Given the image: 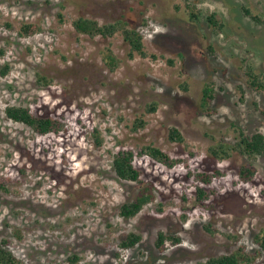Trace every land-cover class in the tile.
I'll return each instance as SVG.
<instances>
[{"label": "rangeland", "instance_id": "1", "mask_svg": "<svg viewBox=\"0 0 264 264\" xmlns=\"http://www.w3.org/2000/svg\"><path fill=\"white\" fill-rule=\"evenodd\" d=\"M78 17L124 22L142 36L146 58H129L120 33L77 34ZM26 24L39 31L21 36ZM107 50L114 70L103 61ZM249 68L264 79V0H0V244L17 264H198L238 249L255 253L264 155L210 152L234 145L239 131L264 136V91L248 87ZM206 86L214 99L201 108ZM11 106L62 129L39 136L7 119ZM172 129L182 143L169 139ZM148 146L178 163L140 154ZM119 151L133 153L139 183L115 175ZM242 167L254 169L248 183L239 180ZM199 174L213 178L203 184ZM144 186L154 200L121 218V205ZM159 232L180 242L160 252ZM131 234L140 242L123 249ZM252 264H264V253Z\"/></svg>", "mask_w": 264, "mask_h": 264}, {"label": "trees", "instance_id": "2", "mask_svg": "<svg viewBox=\"0 0 264 264\" xmlns=\"http://www.w3.org/2000/svg\"><path fill=\"white\" fill-rule=\"evenodd\" d=\"M32 1V0H28ZM44 3H49L52 0H40ZM246 15L251 14L245 10ZM191 18L193 20L197 19V15L193 12L190 13ZM61 18V17H60ZM209 22L213 26H217V23L214 19V15H210L208 17ZM252 20L259 22L260 19L256 16H252ZM74 31L77 34L88 36L89 38L101 37L103 39L111 38L115 34L120 33L124 42H126L129 46V58L133 59L135 55L140 56L142 58H146L147 54L144 51V46L142 43V36L138 31L133 29H129L126 27L125 23L122 21H117L111 24H98L96 21L92 19H86L82 17H78L74 20L72 24ZM218 28H222V25L218 24ZM39 31V28L33 24L23 25L20 29L21 36H32ZM103 61L105 65L110 69L114 70L118 65L117 58L112 55L110 50H107V53L103 56ZM8 69L5 67L4 71L1 73L2 76L6 75ZM247 76V85L249 88L254 91L261 92L264 91V79L262 78V74H256L251 68H249V72L246 74ZM41 80H45L43 77ZM214 99L213 90L210 87H205L202 91V97L200 101L201 108H207L208 105ZM155 105H150L149 109L151 112L155 111ZM5 115L7 119L11 120L15 123H20L30 128L34 133L39 136L58 133L62 127L61 123L55 119L49 117H38L33 115L28 108L25 107H7L5 109ZM145 122L143 120H139L138 123L135 124V130L138 127L143 128ZM169 139L173 142L182 143L183 139L179 132L175 129L170 131ZM140 154L148 156L150 159L159 162L168 167L174 166L178 163L177 160H172L169 158L167 154L162 152L160 149H157L152 146L144 147L140 151ZM211 155L217 159H226L230 157L231 152H237L246 156L247 158L254 159L255 156H263L264 155V136L260 133H255L251 136L245 135L243 132H238V140L234 145L223 146L219 145L217 148L211 149ZM134 155L131 151H119L116 156L113 158V169L115 175L119 180L139 183L140 182V171L134 167L133 164ZM239 180L243 183H248L252 180L254 176V169L252 167H242L239 171ZM212 175L207 174H199L198 179L203 184H209ZM0 187L3 188V185L0 183ZM153 189L151 186L141 187L135 198L129 202L121 205L119 209V215L121 218L125 220H129L134 218L142 208L151 203L154 200ZM198 194L200 198L206 197L205 192L202 189H198ZM140 237L138 235H129L124 241L121 243V247L123 249H131L134 248L139 242ZM166 242H172L173 244H178L180 242L179 238L172 237L170 235H165L161 232L157 235L156 248L158 251L163 252L165 248ZM254 243L258 246V250L255 253L248 254L244 252L243 249H238L236 252L230 255H223L219 257H213L205 261L204 263L198 264H252L258 256L264 253V229H262L255 237ZM7 242L2 241L0 244V264H17L18 261L12 255L11 251L6 249ZM76 259L71 262L74 263Z\"/></svg>", "mask_w": 264, "mask_h": 264}]
</instances>
